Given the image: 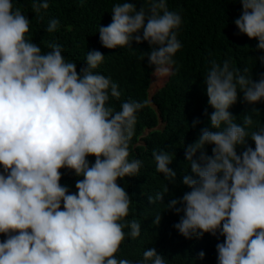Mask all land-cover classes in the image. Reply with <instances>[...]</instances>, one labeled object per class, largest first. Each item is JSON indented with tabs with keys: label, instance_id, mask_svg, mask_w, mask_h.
<instances>
[{
	"label": "clouds",
	"instance_id": "1",
	"mask_svg": "<svg viewBox=\"0 0 264 264\" xmlns=\"http://www.w3.org/2000/svg\"><path fill=\"white\" fill-rule=\"evenodd\" d=\"M241 3L242 14L234 21L237 34L258 39L257 50L264 51V0ZM49 7L48 0L32 4L37 14ZM112 13V23L99 28L102 44L87 53L78 73L75 63L66 62L61 45L49 44L52 51L45 54L27 39L29 18L14 8L13 0H0V234L5 237L0 239V264H133L115 255L126 236L141 235L139 222L125 221L131 197L117 181L139 175L143 162L129 160L137 113L153 105L154 93L175 74L183 18L168 9L167 0H147L139 10L125 0ZM59 27V19H52L47 31ZM133 40L151 46L146 54L155 68L148 90L154 75L164 83L152 93L147 90L148 100L129 99L116 111L108 102L121 97L119 85L94 70ZM259 60L264 63V55ZM209 63L201 94L206 91L214 108L210 127L186 149L192 174H184L182 183L191 190L172 199L167 209L183 213L174 227L185 238L225 237L216 246L217 264H264V126L257 124L251 134L246 130L254 123L251 115L264 105L258 103L264 101V73L254 81L248 69L241 72L227 59L222 65L213 59ZM239 92L246 101L241 107L248 105L244 110L251 112L243 125L229 111L237 108ZM163 125L158 113L154 128ZM150 129L138 136V144ZM206 145H214L212 155ZM238 147L245 150L238 154ZM93 155L94 163L88 159ZM151 158L157 172L175 184L177 172L169 167L173 154L154 149ZM62 168L83 177L76 182L77 192L69 194L70 187L61 184ZM164 195L148 199L155 203ZM161 219L158 214L154 223ZM205 255L201 251L199 259ZM136 264L168 261L153 247Z\"/></svg>",
	"mask_w": 264,
	"mask_h": 264
},
{
	"label": "trees",
	"instance_id": "2",
	"mask_svg": "<svg viewBox=\"0 0 264 264\" xmlns=\"http://www.w3.org/2000/svg\"><path fill=\"white\" fill-rule=\"evenodd\" d=\"M33 2L34 0H13L14 8H19L30 20L26 38L38 44L45 54L52 51L49 44L61 45L66 62L75 63L79 73L85 66L87 53L102 44L100 25L108 26L112 23L114 5L124 3L125 0H48L50 7L47 10L41 9L39 14L33 11ZM128 2L135 3L137 10L147 5V0ZM167 5L170 11L182 15L183 23L178 30V39L183 47L174 56L175 74L152 96L151 103L156 109L148 104L137 113L138 121L130 142L129 160L139 159L143 164L138 176L118 178L117 182L131 197L130 212L125 221L139 222L141 235L135 239L126 236L115 255L118 259H128L136 264L143 258L144 251L155 247L159 254L165 256L168 264H217L216 246L224 242L225 237L219 233L216 236L205 233L202 238H185L174 227L183 213L177 214L174 210L167 209V204L172 199H181L191 190L182 183L184 174H192L185 156L186 149L199 138L203 128L210 127V115L214 108L208 104L206 91L201 94V82H205L207 71L211 67L209 60L213 59L222 65L227 59L241 72L248 69L246 75L258 81L260 74L264 73V63L259 60L264 51L257 50L258 39L237 34L239 30L234 21L242 14L241 0H167ZM52 19H59L60 27L49 33L47 27ZM122 49L116 51L120 52ZM126 49L104 60V64L94 70L111 77L119 85L121 97L108 102L116 111L121 110L122 102L129 99L138 102L148 100L150 72L155 68L149 64L146 54L151 51L147 41L137 43L133 40ZM238 96L239 99L234 104L237 108L229 111L236 116V122L243 125L244 117L251 112L244 110L248 105L244 109L241 107L246 102L243 92H239ZM258 103L264 104V101ZM158 113L164 125L156 129L154 127L158 122ZM251 116L254 123L246 128L249 134L257 130V124L264 126V105L259 114ZM197 120L199 123L193 126ZM146 128L152 129L142 136L143 143L138 144V136ZM249 145L255 148V142L251 139ZM212 147L214 145H206L208 155H212ZM154 149L173 154V163L169 167L177 172L175 184L157 172L155 159L151 158ZM244 150L245 148L238 147V154ZM198 156L199 153L194 159ZM88 159L95 162L94 155ZM60 171V182L70 187L69 194L77 192L76 182L83 177H77L74 170L62 168ZM160 192L165 193L163 201L151 203L148 198L155 197ZM158 214H161L162 219L156 225L154 220ZM124 231L128 233L131 229L125 228ZM4 238L0 234V239ZM201 251L206 253L203 259H199Z\"/></svg>",
	"mask_w": 264,
	"mask_h": 264
},
{
	"label": "rangeland",
	"instance_id": "3",
	"mask_svg": "<svg viewBox=\"0 0 264 264\" xmlns=\"http://www.w3.org/2000/svg\"><path fill=\"white\" fill-rule=\"evenodd\" d=\"M163 83H164L163 80L157 83L156 79H154L151 83L149 90H148L149 93L156 91L158 88H160L162 86Z\"/></svg>",
	"mask_w": 264,
	"mask_h": 264
},
{
	"label": "bare ground",
	"instance_id": "4",
	"mask_svg": "<svg viewBox=\"0 0 264 264\" xmlns=\"http://www.w3.org/2000/svg\"><path fill=\"white\" fill-rule=\"evenodd\" d=\"M154 79H156L157 83L161 81V79L160 80H157L158 78L155 75L153 76V80Z\"/></svg>",
	"mask_w": 264,
	"mask_h": 264
}]
</instances>
